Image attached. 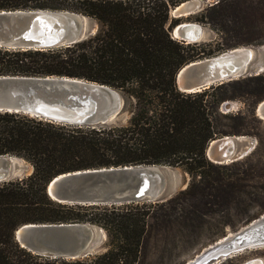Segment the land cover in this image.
<instances>
[{
	"label": "trees",
	"instance_id": "obj_1",
	"mask_svg": "<svg viewBox=\"0 0 264 264\" xmlns=\"http://www.w3.org/2000/svg\"><path fill=\"white\" fill-rule=\"evenodd\" d=\"M188 1L0 0V11H68L98 24L94 35L71 46L43 51L0 48V76L86 80L114 88L132 107L126 125L99 127L0 113V156L33 167L30 176L0 184V264H86L24 249L15 234L27 224L102 228L108 234V250L91 264H140L145 241L156 227L172 232L177 226L188 238L205 228L213 214L224 213V222H251L254 209L264 211V135L254 134L259 140L254 152L230 165H215L206 154L212 141L253 136L254 128L264 125L257 115L264 101V75L198 93L180 92L179 71L213 54L172 36L179 25L172 12ZM238 4L220 2L208 10L209 18L224 24ZM232 101L248 105L251 119L240 111L224 113L223 105ZM137 166L183 168L192 180L186 190L157 203L66 205L47 193L48 185L63 174ZM223 264H234V258Z\"/></svg>",
	"mask_w": 264,
	"mask_h": 264
},
{
	"label": "water",
	"instance_id": "obj_2",
	"mask_svg": "<svg viewBox=\"0 0 264 264\" xmlns=\"http://www.w3.org/2000/svg\"><path fill=\"white\" fill-rule=\"evenodd\" d=\"M202 7L200 0L181 4L176 18H185ZM183 24V23H182ZM182 24L172 32L176 40L198 43L192 30L176 38ZM203 31L198 24L189 23ZM96 32L89 19L68 11H0V48L51 50L82 42ZM264 73V47L235 48L217 56L192 62L176 76L177 89L198 93L212 86ZM122 94L106 85L68 77L0 76V113L25 114L40 120L78 127L109 125L121 115ZM232 105L225 103L223 111ZM264 121V101L257 108ZM247 136L223 137L212 141L207 158L217 165L243 160L257 147ZM16 157L0 156V184L23 179ZM171 167L137 166L67 173L56 177L48 195L66 205L123 206L141 202H164L173 196ZM100 231V233H99ZM102 230L86 224H27L15 234L19 244L37 256L76 261L99 250ZM264 249V215L236 233L205 249L187 264H223L252 250ZM261 259L245 264H263Z\"/></svg>",
	"mask_w": 264,
	"mask_h": 264
},
{
	"label": "rangeland",
	"instance_id": "obj_3",
	"mask_svg": "<svg viewBox=\"0 0 264 264\" xmlns=\"http://www.w3.org/2000/svg\"><path fill=\"white\" fill-rule=\"evenodd\" d=\"M200 1L202 2V7L197 9L192 15L185 18H176L178 16L174 15V10L172 12V17L179 20V25L182 23H194L203 27V35L201 39L198 43L193 44H200L207 48L206 53L213 54L211 56H203V59L201 60L217 56L235 48L247 47L258 49L264 47V0H237L239 1L237 9L234 11H229V18H226V22L224 24L214 23L209 18L210 14L208 13V10L212 6L217 5L220 2H222V4L225 3L226 0ZM234 1L236 2V0ZM206 17H208L209 19H207ZM89 27L95 32L98 30L97 22H94L90 19ZM178 41L182 42L181 40ZM261 75H264V73ZM123 100V110L126 104L127 108L125 112L122 111L121 115L117 117V119L114 120V122L111 124L126 125L128 123V120L130 118L129 110L132 107L131 103H127L124 97ZM227 103H230L232 105V109L230 112H225L223 111L222 107V111L224 113L228 114L240 111L249 120L251 119L250 108L248 105L240 101H232ZM250 122L253 124L252 121ZM252 132L253 136L247 137L256 140L259 144V140L256 136H254V134L256 135L257 133H259L264 135V125H258L257 129L254 128V131ZM17 162L24 178L30 176L33 173V167L28 162L22 159L17 160ZM171 169V171L175 173L174 190L173 196L171 197L173 198L181 191L186 190L189 187L192 178L183 168L171 167ZM253 191L258 192V190L254 189ZM249 215L252 219L251 222H253L264 215V211L261 212L259 209H254ZM223 216L224 213L213 214L212 217L207 219L206 224L208 225L205 228H200L194 235H189L188 238L183 237L182 231H180L179 227L177 226L172 232H165L166 230H163L161 227H156V229L154 228V230L150 232L145 241L140 264H187L188 262L194 260L197 256H199L205 249L224 239V237H226L227 235L238 232L240 229L251 223L224 222ZM226 223L232 224L235 227L223 228ZM97 228L99 230H102L99 246L101 250L88 255L85 258L79 259L82 262H86V264H91V260L94 257L104 254L108 250V234L102 228ZM256 259H261L264 261V249L252 250L238 255L234 257V264H245L246 262Z\"/></svg>",
	"mask_w": 264,
	"mask_h": 264
},
{
	"label": "bare ground",
	"instance_id": "obj_4",
	"mask_svg": "<svg viewBox=\"0 0 264 264\" xmlns=\"http://www.w3.org/2000/svg\"><path fill=\"white\" fill-rule=\"evenodd\" d=\"M189 23H184V24H182V27H180V29H178V31H177V33H176V37L177 38H180V35L182 36H184L185 34H186V31L189 29V30H192L195 34H197L198 36H196V38H195V40L197 41H199L200 39H201V37H202V35H203V31H201L200 32V30L199 29H197V31H196V28L194 27V26H189L188 25ZM191 24V23H190ZM185 37H186V35H185ZM199 62V61H198ZM257 260V259H256ZM262 262H264L263 260H261ZM264 264V263H263Z\"/></svg>",
	"mask_w": 264,
	"mask_h": 264
},
{
	"label": "built area",
	"instance_id": "obj_5",
	"mask_svg": "<svg viewBox=\"0 0 264 264\" xmlns=\"http://www.w3.org/2000/svg\"><path fill=\"white\" fill-rule=\"evenodd\" d=\"M174 38V37H173Z\"/></svg>",
	"mask_w": 264,
	"mask_h": 264
}]
</instances>
